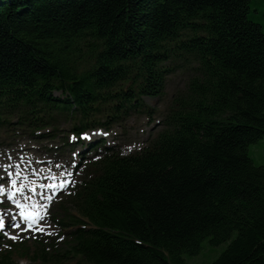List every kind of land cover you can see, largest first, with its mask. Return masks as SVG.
<instances>
[{
  "label": "trees",
  "instance_id": "trees-1",
  "mask_svg": "<svg viewBox=\"0 0 264 264\" xmlns=\"http://www.w3.org/2000/svg\"><path fill=\"white\" fill-rule=\"evenodd\" d=\"M177 70L188 79L163 127L91 162L62 247L21 256L190 264L209 250L207 264H264V165L249 155L264 136V0H0V127L79 132L150 114L142 97Z\"/></svg>",
  "mask_w": 264,
  "mask_h": 264
},
{
  "label": "rangeland",
  "instance_id": "rangeland-1",
  "mask_svg": "<svg viewBox=\"0 0 264 264\" xmlns=\"http://www.w3.org/2000/svg\"><path fill=\"white\" fill-rule=\"evenodd\" d=\"M188 77L182 70H177L176 73L171 75L168 78L167 85L165 88L164 95L161 99L153 100L151 105L158 107L159 109H164L169 105H171V97L173 93L180 92L185 88L186 82ZM156 122H154L155 124ZM152 125H148L145 123V118L143 117H131L129 120L124 124V127L116 126L114 129H112V132L115 133V135L110 136L115 139L120 145V148L124 152L133 151L138 148H140L143 144V139L146 137V134L144 133L146 129L150 130V127ZM63 126V125H61ZM11 129L6 131L5 133L2 132L0 135V163H18L19 159L21 157L22 160H30L32 163L31 165L25 169L24 171H19V174H21V177H25L27 179L32 180H39L43 184H50L52 182H61L64 183L69 180V188L74 183L75 176L73 172H71V167L66 164V162H59L56 161V157H52L50 154L53 153V151H42L43 148H40V146H50L52 143H56L57 139L52 140H42L37 141L34 139H31L27 136L18 135L17 137H12ZM148 130V133L151 132ZM144 131V132H142ZM16 136V135H15ZM5 137V138H4ZM112 138V139H113ZM11 141V144L9 146L7 145V142ZM22 148V149H21ZM30 153L31 155L29 157H26V155ZM4 154V155H2ZM68 155V153L66 154ZM249 155L254 161L256 165H264V136L260 138L255 143H252L249 145ZM68 158V156H67ZM57 163V164H55ZM1 165V164H0ZM56 165V166H55ZM1 168V166H0ZM36 171V175H33L31 172ZM65 173H71V175H66ZM68 176V177H67ZM2 182L5 187L8 186V183L6 180L0 181ZM62 196H59L55 202L52 203L50 209H49V215L50 212L54 214V209L56 206L62 202ZM4 206H11L10 203H7L6 201H3V204L0 205V207ZM44 225H50V231L53 233L51 234V237H58V229L55 228L52 222L48 218L44 219ZM12 234L17 237L14 241L16 243H22L23 245H29L30 248L34 245L33 239H30L21 235V231H11ZM45 233H48L45 231ZM54 239V238H53ZM224 247V244L221 246L216 247L218 249V252ZM4 250L10 249L11 247L9 245H4ZM12 250V249H11ZM14 255L13 258L16 262V264H41L38 262H33L28 258V255L26 257L21 256V250L20 245L16 246L14 248ZM209 250L203 251V253L199 254L194 260L190 261V264H197L202 263L207 264L210 259V256H213L214 253H209ZM60 264H79L77 259H68V260H62Z\"/></svg>",
  "mask_w": 264,
  "mask_h": 264
},
{
  "label": "snow or ice",
  "instance_id": "snow-or-ice-1",
  "mask_svg": "<svg viewBox=\"0 0 264 264\" xmlns=\"http://www.w3.org/2000/svg\"><path fill=\"white\" fill-rule=\"evenodd\" d=\"M85 139L89 138V135L87 133L82 134ZM13 167L12 165L8 166ZM66 175H71V173H65ZM9 176H11V173H8ZM3 180V176H0V181ZM10 183L12 185H16L17 181L15 179H11ZM70 183V182H69ZM47 187L52 188L53 190L64 188L65 184L63 181H61L59 184H53V185H47ZM23 186H20L19 188H16L15 191H22ZM5 191V185L0 182V193H3ZM15 191L13 190H8V198L12 200V203L14 205H17L21 211L19 213L20 217L23 218L26 222V228H21V225L16 221L15 216H10L8 223L11 224L12 227H15L17 229H20L22 231H27L28 229H33L34 231H47L48 234H53L50 231L51 226L50 225H44L41 226V221L44 220V218L48 215V210L43 208L42 206H39L38 201H34L30 205H26L22 203L21 201L13 199V196L15 194ZM33 191H35V188H33ZM46 200L51 201L52 197L51 196H46ZM39 207L40 211H35L34 209ZM0 230L6 231V225H5V215L0 214ZM6 234L11 236V238H17L15 237L12 233L7 232ZM63 238V237H61Z\"/></svg>",
  "mask_w": 264,
  "mask_h": 264
},
{
  "label": "bare ground",
  "instance_id": "bare-ground-1",
  "mask_svg": "<svg viewBox=\"0 0 264 264\" xmlns=\"http://www.w3.org/2000/svg\"><path fill=\"white\" fill-rule=\"evenodd\" d=\"M29 195H31V194H29ZM39 206H41V203H39ZM39 208V207H38ZM40 209V208H39Z\"/></svg>",
  "mask_w": 264,
  "mask_h": 264
}]
</instances>
